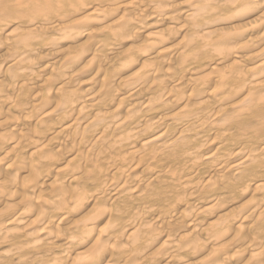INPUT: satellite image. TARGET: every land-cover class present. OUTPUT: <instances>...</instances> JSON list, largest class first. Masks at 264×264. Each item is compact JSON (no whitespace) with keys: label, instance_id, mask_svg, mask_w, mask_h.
Wrapping results in <instances>:
<instances>
[{"label":"bare ground","instance_id":"bare-ground-1","mask_svg":"<svg viewBox=\"0 0 264 264\" xmlns=\"http://www.w3.org/2000/svg\"><path fill=\"white\" fill-rule=\"evenodd\" d=\"M125 38L140 42L141 55L117 52ZM5 48L0 149L8 147L9 163L0 176V264H14L10 255L44 264H179L201 245L211 251L199 264H235L240 248L255 252L244 264H264V178L253 195L247 187L264 166V0H0ZM210 124L218 130L200 140ZM61 142L71 149L64 147V159L74 157L65 165L56 153ZM26 151L27 163L20 159ZM200 158L210 167L196 182L199 170H188ZM139 165L148 183L134 175ZM156 171L170 178L164 194ZM201 191L213 204L185 207L168 244L154 249L155 227L184 207L183 196ZM248 192L243 212L208 220L199 238L206 210ZM10 202L16 210L7 217L2 206ZM244 222L243 234L237 224ZM182 226L188 233L178 238ZM45 239L57 252L38 244Z\"/></svg>","mask_w":264,"mask_h":264},{"label":"rangeland","instance_id":"rangeland-1","mask_svg":"<svg viewBox=\"0 0 264 264\" xmlns=\"http://www.w3.org/2000/svg\"><path fill=\"white\" fill-rule=\"evenodd\" d=\"M88 13H94V11L93 10H91V11H89ZM11 21V20H10ZM16 28V26L15 25H12V28L10 27L9 28V30L10 31H13V29H15ZM95 28V27H94ZM159 29H162V28H157V29H155V28H153V29H151L150 31H149V33H155L156 31H159ZM8 32V31H7ZM7 32H4L1 36L2 37H4L5 38V36H6V33ZM182 37H180L179 39H177L175 42H173V44L175 43V44H177V43H179V42H181L182 41V39H181ZM123 40H126V38L125 39H123ZM132 40V39H131ZM129 38H128V41L126 40V41H124L125 43H121L120 45V47H118V49H117V52L118 53H125L127 50L129 51V49H130V52H134V53H137V55L139 56V54H138V52L140 51L139 50V45H140V42L138 41L137 42V44H136V42L135 41H131ZM130 41V42H129ZM69 45H66L65 46V48H67ZM138 46V47H137ZM72 47V46H71ZM74 47V46H73ZM135 48V49H134ZM131 49H133V50H131ZM6 50V51H5ZM136 52H135V51ZM142 50V49H141ZM124 51V52H123ZM7 53V49L5 48V49H3L1 52H0V55H5ZM150 54V53H149ZM149 54H147V55H149ZM141 55V54H140ZM151 55H149V56H146L147 58H145V57H143L146 61H148V59H149V57H150ZM245 56V55H244ZM142 58V59H143ZM90 59V57H88V58H86V60L82 63L83 65L88 61ZM142 59H140L141 61L139 62L140 63V66L141 65H143V63L142 62H144L145 64H148L149 63V61L148 62H146L145 60H142ZM244 60H245V58H243ZM242 59V60H243ZM139 63H138V65H139ZM144 64V65H145ZM80 79H82V78H80ZM83 80V79H82ZM28 90V89H27ZM264 93V92H263ZM89 115L91 114V113H88ZM87 114V115H88ZM1 118V117H0ZM3 118V119H2ZM1 118V120H0V126L2 125V123H3V125H4V120H6L7 118H5V117H2ZM212 126H215V125H211L210 124V126H208V128L206 129V130H204V131H202L201 133H203V134H201L200 132H199V134H201V135H199V137L201 136V138H200V140H202V138H204L205 139V137H206V140H208L209 138H210V134H211V131H212V133L215 131H217L218 129H215V128H217V126L214 128H212ZM3 127V126H2ZM211 128H212V130H211ZM1 129V128H0ZM3 129V128H2ZM59 129H60V127H58L57 125L56 126H54L52 129H51V131H53V133H54V131L56 130V131H59ZM210 130V131H207V130ZM4 130L6 131V128H4L3 129V131L1 130L0 132L2 133V134H4ZM193 131V130H192ZM190 131L189 132V137H191V136H194V134H195V132L193 131ZM206 131V132H205ZM234 131V130H233ZM192 132V133H191ZM53 133L51 132V135H53ZM56 133V132H55ZM193 134V135H191V134ZM2 134H0V138H1V135ZM5 134H7V132L5 133ZM209 134V135H208ZM91 135V134H90ZM90 135L88 136V138L90 139ZM2 136H4L5 137V135H2ZM208 136V137H207ZM62 136H60V138H61ZM247 137H245V139H246ZM249 138V137H248ZM204 139L202 140V141H204ZM246 140H248L249 141V139H246ZM247 142V141H246ZM62 143V142H61ZM136 146V148H138V150H139V145L137 146V145H135ZM60 148H61V150L60 151H58V152H56V153H58V155H59V157L60 158H58L59 160H61V162H62V164L63 165H65V164H67L68 163V161L70 160V159H73L72 157H70V158H65L64 159V154H65V150H64V147H65V149L67 150V151H69V150H71L70 149V147H66V146H64V144L62 143L60 146H59ZM63 147V148H62ZM207 147V146H206ZM229 147L231 148L232 146L231 145H229ZM205 148V147H204ZM204 148H202V149H204ZM141 149V148H140ZM207 148H205V150H206ZM8 150V147L7 148H4L3 147V149H0V176L1 177H4L5 175H7V173L8 172H6L5 171V167H7V165H8V161L7 160H5L4 159V156H5V153H6V151ZM204 150V151H205ZM67 151H66V153H67ZM142 151V150H141ZM147 151V150H146ZM64 152V153H63ZM205 152H207V150L205 151ZM63 156V157H61V156ZM20 159L22 160V161H24L25 163H27V162H29V160H30V154H29V152L28 151H26V152H22L21 154H20ZM24 158V159H23ZM63 158V159H62ZM29 159V160H28ZM198 161V160H197ZM201 161V162H200ZM200 161H199V163L197 164V168H193V167H191V164H187V169L188 168H190L191 170H188V172H190L191 174L194 172V170L195 169H198L199 170V174L197 175L198 176V180L196 179L197 178V176L195 177V181L196 182H200V181H202V180H200L201 179V175H205L208 171H209V167H210V163L208 162V160L206 161V160H202V158H200ZM206 161V162H205ZM185 162V161H184ZM184 162H181V163H179V166H181V165H183V163ZM132 163V162H131ZM208 163V164H207ZM133 164V163H132ZM172 164H176V162H172ZM136 165V164H135ZM167 165V164H166ZM169 165V164H168ZM208 165H209V167H208ZM22 166V165H21ZM139 166H141V165H139ZM139 166H137L138 167V169L136 170L135 169V172H134V175H138V178L139 177H141V179H143V182H145L146 181V183H148L150 180H149V178L147 177V171H143L144 170V167L143 166H141L140 168H139ZM205 166V167H204ZM128 167V166H127ZM208 170H207V169ZM263 168V170L261 169V170H259L258 171V173L256 174V180L255 181H253L251 178H249V179H247V183H249V184H247V187L248 188H250L248 191L249 192H251L250 194L251 195H253V192H254V189H256V186L258 185V184H260V180H263V178H264V166L262 167ZM143 169V170H142ZM159 169V168H158ZM192 169H193V171H192ZM124 170H126V171H128V170H131L130 168H125ZM142 171H143V173H142ZM192 171V172H191ZM142 174L141 176H140V174ZM144 173H146L145 175H144ZM160 174H162V173H160V172H158V171H156V174H155V176L154 177H156V175H158V178H159V181H161V183H159V184H162V185H156V190L159 192L160 191V194L161 193H165L164 191H166L165 189H167V186H166V184H167V182H169L170 181V178H169V176H167L166 178H165V175L164 174H162L163 176L162 177H159V176H161ZM118 175H120V174H118ZM118 175H116V177H115V179H116V181H120L119 179L117 180V178L118 177H120V176H118ZM193 175V174H192ZM200 175V176H199ZM260 175V176H259ZM21 174L20 175H18L15 179H16V181L17 182H19L18 184H20L21 183V179L23 178V176H21ZM200 177V178H199ZM162 179H163V182H164V185H163V183H162ZM164 179L166 180V181H164ZM169 180V181H168ZM260 181V182H259ZM250 182H253V183H251L250 184ZM166 183V184H165ZM257 184V185H256ZM128 185H130V182L128 183ZM132 185H133V183H132ZM168 185V184H167ZM158 186H162V188H160V187H158ZM163 186H164V188H163ZM162 190H164V191H162ZM157 191H155V192H157ZM162 191V192H161ZM205 191V190H204ZM249 192H248V194H249ZM201 194H203L205 197H204V199H203V195H202V197H200L201 196V194L200 195H198L199 193H197V194H195L196 195V197H195V195H185V196H183L180 200H182V202H181V204H183L184 205V207L182 208V209H180V210H177V211H173V209L175 210V206H172V204L174 203V199H172V197H170V199L168 200V201H170V202H168V201H166L167 203V205H169V208L172 206V211H173V215H171L172 217L169 219V223L167 222H165V224L163 223V224H159V225H157V227H155V229L157 230L156 231V233L158 234V238L157 239H155L156 240V242H155V245L153 244V248L154 249H162V247L163 246H166L167 244H168V240H167V238H166V233H167V231L169 230V228H172L173 226H174V222H176L178 219H180L179 217H180V215H181V213L184 211V209H186L185 207H187V211H190V210H192V208L193 209H196L197 207H198V205L200 206V207H202V206H204L205 205V207L208 205V207L209 206H211L213 203H211V202H209V203H207V201L209 200V198L208 197H206V196H209L208 195V193H206V192H203V191H201L200 192ZM247 194V195H248ZM245 195L244 197L246 198H244L243 196H239V195H232V198L230 197V195L231 194H228L227 196H225V197H223V199H222V201H220V203L222 202V203H224L225 202V204H220V205H216L214 208L213 207H211L210 209H208L209 210V212H208V210H206V213H205V215H203L202 217H201V219L202 220H200L201 221V223H203V225L201 226V228L200 229H198V235L200 236H202L203 234V236L205 237V235H207V230L209 229V226H207L208 224H207V222H209V221H217V220H219V218L221 219V217H223V216H225V215H229V217H230V215H231V217L232 216H234L235 214L234 213H236V210L238 211V212H240L241 211V209H242V207H243V205H244V207H245V202H247V199L249 200V197L251 196V195ZM238 196V197H237ZM247 196V197H246ZM168 196H167V198H169ZM229 197H230V199L232 200V199H234V200H232V202H231V200L229 199ZM233 197H235V198H233ZM240 197H243V198H240ZM107 198H109V197H107ZM193 198V199H192ZM230 200V202L228 201V199ZM251 198V197H250ZM188 200V202H187V200ZM208 199V200H207ZM211 199V198H210ZM225 199V200H224ZM242 199V200H241ZM223 200H224V202H223ZM177 201V200H176ZM183 201H184V203H183ZM233 201H234V203H233ZM245 201V202H244ZM179 202V201H178ZM148 203H150L151 204V202L149 201ZM152 203L153 204H158V207L159 208H161L162 206H163V210L167 213H172L171 211H170V209L168 210V209H166L165 207L167 206L165 203V205L162 203V205H160L159 204V202H153L152 201ZM176 204V203H175ZM174 204V205H175ZM178 204V203H177ZM179 204H180V202H179ZM188 204V205H187ZM197 204V205H196ZM201 204H202V206H201ZM219 204V203H218ZM194 205V206H193ZM16 205H15V202L13 203V202H10V203H7L6 205H3L2 206V208H4L5 209V211L7 212L5 215L7 216V217H11V215L10 214H13V212L16 210V207H15ZM197 206V207H196ZM220 206V207H219ZM15 208V209H14ZM167 208H168V206H167ZM234 209V210H233ZM236 209V210H235ZM243 209H245V208H243ZM242 209V212L244 211ZM89 211V210H88ZM170 211V212H169ZM180 211H182V212H180ZM230 211H231V213H230ZM233 211V212H232ZM179 212V213H178ZM241 212V213H242ZM167 213V214H168ZM178 215H176V214ZM233 214V215H232ZM9 215V216H8ZM175 215V216H174ZM220 215V216H219ZM238 215H239V213H238ZM238 215H236L235 217L237 218V216ZM176 217H178V218H176ZM151 219H153V217H150ZM150 218H148L147 220L149 221L150 220ZM176 218V219H175ZM206 218V219H205ZM209 220V221H208ZM151 221L153 222V223H151ZM155 221V220H154ZM153 220H150V225H153L155 222H154ZM178 222H179V220H178ZM218 222V221H217ZM251 222V221H250ZM54 223H55V225L57 226V221H56V219H55V221H54ZM240 223V222H239ZM237 224L239 227H240V229H241V232L244 230V228H246L247 226V223L246 222H244V223H241V224ZM171 224V225H170ZM207 224V225H206ZM246 224V225H245ZM54 224L52 225V229H54L53 231H55V229L58 227H56ZM242 225H245L244 226V228H243V226ZM54 226L56 227V228H54ZM185 226V225H184ZM184 226H182V227H180V229L179 230H182L181 228H183ZM160 229H159V228ZM168 227V228H167ZM185 228V227H184ZM184 228H183V230H184ZM203 228V229H202ZM235 228H233L232 229V231H231V234H235V235H237V233H240V230H238V229H236V230H234ZM199 231H201L200 232V234H199ZM209 231V230H208ZM236 231V232H235ZM246 231H247V228H246V230L245 231H243V232H245L246 233ZM184 232H185V234H184ZM233 232H235V233H233ZM242 232V233H243ZM186 233H188L187 232V229L186 230H184L183 232H180V234L178 235L177 234V237L179 236H182V237H184L185 235H186ZM182 234H184V235H182ZM244 234V233H243ZM161 235H162V237H161ZM163 235H164V238H163ZM232 235V236H233ZM234 235V236H235ZM240 235H242V234H240ZM199 237L200 239H202V238H204V237ZM231 236V237H232ZM233 236V237H234ZM244 236V235H243ZM242 236V237H243ZM176 237V239H178ZM232 237V238H233ZM245 237V238H244ZM243 238L244 239H249V237L248 236H244ZM159 239V240H158ZM167 240V241H166ZM47 243V244H46ZM49 243V244H48ZM52 242L50 241V240H43L42 242H40V243H38L40 246H42V248L43 249H45V250H51L52 251V249H54L55 251L54 252H57V250H58V247H55V245H52L51 244ZM15 245H17V247L19 246L18 245V243H16ZM49 246V247H47V246ZM202 246V248L204 247V249H206V247L207 246H203V245H201ZM15 247V246H14ZM3 248V249H2ZM47 248V249H46ZM51 248V249H50ZM201 247L197 250V254L196 253H194V252H196V250L193 252V251H187V252H190V253H187V252H183L182 254H181V258L179 259V260H181V262L179 261V264H196L197 262V264H199V262L202 260V258L205 256V255H207V253L208 252H210L211 250H210V248L209 247H207V249L206 250H204V251H200L201 252V254L198 252L199 250H201L202 249ZM6 250V248H5V246L2 244V239H0V253H3L4 251ZM239 250V249H238ZM208 251V252H207ZM239 251H241L240 252V254L238 253V257H237V262L236 263H238L239 262V264H244V263H246V262H248L253 256H254V254H255V252H249V251H244V249L243 248H240V250ZM192 252H193V254H192ZM245 252V253H244ZM249 252V253H248ZM242 253V254H241ZM253 253V254H252ZM196 254V258H195V255ZM203 254V255H202ZM244 254V255H243ZM200 255V256H199ZM241 256H242V262L241 261H238L239 259H241ZM8 258H10V259H8V258H6V259H8L9 260V262H11V263H13L14 262V260H15V262L17 263V264H29L28 262H32V261H30V260H33V258H34V256H32L30 259H28L29 258V256H27L28 258H25V257H23L24 259H28V260H26V261H24V262H27V263H23L22 262V260H23V258L21 259V261H20V257H18V256H7ZM37 257H38V254H37ZM36 257V258H37ZM250 257V258H249ZM42 258V257H41ZM40 257H38L37 259H35L34 258V260H33V262L31 263V264H44V262H42V261H47L46 259L44 260V258H42L43 260H40L41 259ZM7 260V261H8ZM15 262H14V264H15ZM241 262V263H240ZM46 263V262H45ZM235 263V264H236ZM162 264H165V263H162ZM178 264V263H177ZM232 264H234V263H232Z\"/></svg>","mask_w":264,"mask_h":264}]
</instances>
